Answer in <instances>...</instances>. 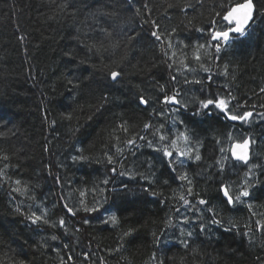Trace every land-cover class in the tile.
<instances>
[{
    "label": "trees",
    "instance_id": "obj_1",
    "mask_svg": "<svg viewBox=\"0 0 264 264\" xmlns=\"http://www.w3.org/2000/svg\"><path fill=\"white\" fill-rule=\"evenodd\" d=\"M242 2L0 0V264H264V0L245 35L231 34L218 54L211 47V33L230 27L223 14ZM111 71L122 73L118 83ZM177 92L181 105L162 102ZM208 98L253 116L241 124L214 108L205 115L200 102ZM145 123L152 125L147 133ZM156 129L182 148L180 133L192 137L201 161L177 166L192 180V195L139 139L167 144ZM242 138H251L248 166L230 156ZM108 155L124 176L113 177ZM252 165L258 167L249 172ZM142 177L153 181L155 195L144 191ZM249 179L246 202L226 207L219 185L236 194ZM200 198L223 221L203 233L199 224L211 213L201 220L207 206ZM33 212L49 223L32 224Z\"/></svg>",
    "mask_w": 264,
    "mask_h": 264
},
{
    "label": "snow or ice",
    "instance_id": "obj_2",
    "mask_svg": "<svg viewBox=\"0 0 264 264\" xmlns=\"http://www.w3.org/2000/svg\"><path fill=\"white\" fill-rule=\"evenodd\" d=\"M129 4L132 3V0H128ZM260 3V0H243L242 3L235 4L234 6L230 7L226 13L223 14V20L226 21L230 27L227 30H220V31H213L211 33V39L215 41L216 43L211 45V47L215 48L216 53L218 54L221 51V42H223L224 46H228L230 42V37L232 33H237L240 36L245 35L246 28L249 25V22L253 20L255 14L260 10L258 8V5ZM147 7V6H145ZM139 11V9H137ZM155 28H159V25H155ZM102 32H106V29L101 27ZM173 33L175 32V29L172 30ZM107 36H111V33H106ZM151 35L155 37L156 40H161L160 35L158 34V31H152ZM131 39V37H129ZM169 47H172L171 41H169ZM200 48H204L205 45H199ZM165 56H167V53H165ZM215 58V57H214ZM195 59L197 61L201 60V57L199 55H196ZM171 67V65H170ZM203 67V65H201ZM204 71H207V68H204ZM122 73L119 71H111L109 76L110 80L113 82L118 83L119 78L121 77ZM172 79L175 81L176 77L173 76ZM210 79V77H209ZM186 83L190 81H185ZM196 83H200L199 80L195 81ZM69 83H73L72 81H69ZM262 92H264V88L261 89ZM179 96V93L177 92L176 95L168 96L165 95L163 97L162 102L165 104H172V105H181V101L177 98ZM103 100L107 101V96L102 97ZM139 104L147 106L149 101L144 96L138 97ZM184 109L187 110V105H183ZM200 108H202L205 115L211 114L212 109L218 110L220 113H222L227 120L230 121H239L241 124L248 122L249 118L253 116V113L251 111H245L242 114H233L228 110V101L223 98H208L205 100H202L200 102ZM179 110V109H177ZM194 115H198L199 112L194 111ZM162 115V113H161ZM264 115V114H261ZM179 123L183 125V120H180ZM173 124H176V121H173ZM123 126V125H122ZM152 127L150 123H145L144 125V131L145 133L148 132V130ZM163 127V125H161ZM126 130V129H125ZM171 132V129L169 130ZM159 134L158 139L159 141H168L167 144H156L152 139H148L145 134H142L139 136V139L142 141H146V146L152 149L154 152L160 153V163L163 165V167L167 168L170 173H173V175L170 177L173 181H187L189 187L187 188L188 195H192L193 189L191 187L192 180L188 177L187 172L179 173L177 171V166L180 168H183L186 164V159L193 160L194 162L201 161V155L198 151L193 150L192 145V137L189 134H186L185 132L180 133V137L184 141V147H180L177 143V139H171L169 141V138L166 134L161 133L160 129H156L153 135ZM231 138V137H230ZM250 139L251 138H242L241 140L235 142L231 146V158H233L235 161L241 162L243 165L248 166L249 165V146H250ZM196 143H199V141H196ZM127 144L129 147H135L136 146V140L130 139L127 141ZM222 151V149H221ZM7 159V157H5ZM74 160L77 159L76 157L73 158ZM80 159H85L84 157H80ZM107 162L110 165H113L109 171L112 173L113 177L119 175L124 176L125 173L123 171L118 172L116 165L119 163L118 160H115L112 155L107 156ZM153 167V164L149 163V168L151 169ZM258 167V165H252L249 167V172H251L252 168ZM220 171H223V167L220 168ZM152 175L154 176L155 173L153 172ZM135 176H129V179H135ZM142 179H145L148 182V187L144 188V191L151 192L152 195H155V192L152 191L151 185L153 181L148 180V177H142ZM165 184L169 183L168 179H164L163 181ZM19 183V181H17ZM102 183L104 185H109L110 180L108 178H105ZM254 181L249 179L247 181V184L245 186H242L241 190H239L236 194H232L229 190V187L225 184L219 185V191L222 194V203L228 207V208H234L237 204H243L246 202V199L251 195L249 188L252 186ZM127 184H122L121 188H127ZM13 191H18V189H13ZM101 191H106V189H101ZM180 199L183 201V205L186 207V209L192 207V203L186 199L184 196H181ZM197 203L201 206H207V208H200L199 212L201 213V220L202 214L204 211H208L211 213L210 217L208 218L207 222H201L199 224V231L205 232L206 228H208L209 225H221L223 223L222 219L217 218V213L211 206L210 202L204 198H200ZM249 208H251V205H248ZM65 207H67L65 205ZM69 212H73L71 208L67 209ZM19 211V209H17ZM86 211L94 212L97 211L96 208L86 209ZM177 212L180 211L179 208L176 209ZM46 214H36L33 212L29 219L31 220L32 224H37V222H43L45 224H48L49 221L45 218ZM117 217L115 215H112L110 217V220L115 223ZM185 223H190V219L185 217L184 220ZM84 223L88 224L90 223V220L85 218ZM169 225L172 224L171 219L167 221ZM259 223V222H258ZM60 226L62 227L65 224L64 220L59 221ZM264 227V226H260ZM210 230V228H209ZM226 230H231L226 229ZM129 233L126 232L125 235H128ZM181 234L183 235V229H181ZM243 235H248V233H244ZM188 237L192 236V232L189 231L187 233ZM51 239L53 241L57 240L58 237L56 235H52ZM181 243L184 244L185 247H188L186 240H181ZM153 259H156L155 256H153ZM159 264H163V261H160Z\"/></svg>",
    "mask_w": 264,
    "mask_h": 264
},
{
    "label": "bare ground",
    "instance_id": "obj_3",
    "mask_svg": "<svg viewBox=\"0 0 264 264\" xmlns=\"http://www.w3.org/2000/svg\"><path fill=\"white\" fill-rule=\"evenodd\" d=\"M224 30V29H223ZM176 117V116H175ZM180 117V116H179ZM173 118V117H172ZM177 118H178V115H177ZM198 145V144H197ZM117 150V149H116ZM113 151H114V149H113ZM131 154V153H130ZM76 157V156H75ZM72 160V159H71ZM233 160V159H232ZM107 161V160H106ZM235 161V160H234ZM235 162H237V161H235ZM132 165V164H131ZM3 168H5V166L3 167ZM3 170V169H2ZM125 170V169H124ZM3 171H5V170H3ZM2 172V171H1ZM106 172V171H105ZM4 173V172H3ZM5 174V173H4ZM2 175V174H1ZM106 175V174H105ZM111 176V175H110ZM104 178V177H103ZM116 179H118V178H116ZM115 179V180H116ZM118 186V185H117ZM81 189V188H80ZM104 189V188H103ZM84 190V189H83ZM107 190V189H106ZM18 192V191H17ZM20 192V191H19ZM81 193V192H80ZM111 193V192H110ZM84 194V193H83ZM20 196V195H19ZM63 199H65V198H63ZM70 200V199H69ZM65 201V200H64ZM66 201H67V199H66ZM69 202V201H68ZM68 202H67V204H68ZM62 203V202H61ZM70 203V202H69ZM80 203V202H79ZM81 203H82V201H81ZM80 203V204H81ZM95 203V202H94ZM78 204V203H77ZM83 205H84V203H82ZM93 205V204H92ZM50 206V205H49ZM99 206V205H98ZM72 207V206H71ZM92 207V206H91ZM100 207V206H99ZM63 208H64V206H63ZM194 209V208H193ZM59 210V209H58ZM73 210V209H72ZM75 210V209H74ZM73 210V211H74ZM76 211V210H75ZM98 211V210H97ZM68 212V211H67ZM88 212V211H87ZM74 214V213H73ZM76 215V214H75ZM62 217V216H61ZM72 217V216H71ZM83 222V221H82ZM254 232V231H253ZM260 232V231H259ZM252 234V233H251Z\"/></svg>",
    "mask_w": 264,
    "mask_h": 264
},
{
    "label": "water",
    "instance_id": "obj_4",
    "mask_svg": "<svg viewBox=\"0 0 264 264\" xmlns=\"http://www.w3.org/2000/svg\"><path fill=\"white\" fill-rule=\"evenodd\" d=\"M251 22L252 21H250L249 22V25L251 24ZM227 23V22H226ZM249 25L247 26V28L249 27ZM247 28H246V30H247ZM232 34H234V35H239V34H237V33H232ZM232 146V145H231ZM230 149H231V147H230ZM250 153H251V143H250V146H249V160H250ZM230 156H231V151H230ZM233 159V158H232ZM234 160V159H233Z\"/></svg>",
    "mask_w": 264,
    "mask_h": 264
}]
</instances>
